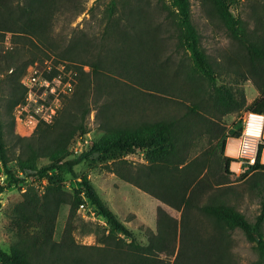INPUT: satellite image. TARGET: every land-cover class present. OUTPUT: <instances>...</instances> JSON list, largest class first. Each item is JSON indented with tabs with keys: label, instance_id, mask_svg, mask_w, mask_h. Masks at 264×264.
I'll return each mask as SVG.
<instances>
[{
	"label": "trees",
	"instance_id": "16d2710c",
	"mask_svg": "<svg viewBox=\"0 0 264 264\" xmlns=\"http://www.w3.org/2000/svg\"><path fill=\"white\" fill-rule=\"evenodd\" d=\"M75 1L0 0L2 38L11 33L34 47L25 64L16 56L0 57V72L11 71L8 133L0 117V174L6 175L0 182V208L7 187H24L15 166L21 173L46 177L41 191L31 187L24 192L13 216L16 240L9 250L0 246V264H237L236 231L254 244L264 262V140L246 177L245 172L236 176L224 155L227 137H239L243 129V120L229 127L228 118L241 116L247 108L240 82L224 78L244 76L242 66L247 65L254 87L263 94L250 110L264 113V29L249 30L246 20L231 11V0H202L207 15L217 17L238 44L220 60L202 46L191 0H157L153 11L159 19L148 1L110 0L103 31L92 40L86 33L74 37L73 49L79 40L88 47L74 65V92L51 122H40L30 136H21L15 133L13 115L26 96L21 80L37 50L55 51V17ZM170 40L187 55L173 66L163 51ZM63 53L62 59L74 61L72 50ZM93 109L103 135L80 157L70 158L72 144L89 132ZM204 137L207 146L193 154L195 143ZM113 151H143L144 162L119 159L108 170L180 213L176 218L160 206L156 230L146 229V244L107 206L87 175L78 192L64 189L65 170L72 172L91 154ZM247 199L258 202L254 220L240 209ZM82 203L107 226L87 222L79 213ZM63 204L70 209L56 241ZM81 227H88L96 244L76 240Z\"/></svg>",
	"mask_w": 264,
	"mask_h": 264
},
{
	"label": "rangeland",
	"instance_id": "374dc122",
	"mask_svg": "<svg viewBox=\"0 0 264 264\" xmlns=\"http://www.w3.org/2000/svg\"><path fill=\"white\" fill-rule=\"evenodd\" d=\"M144 1L149 2L152 11L157 8V0ZM109 2L110 0H76L74 3H66L56 15L54 21L53 28L56 36L54 45L55 51L52 52V50L47 51L45 49L37 50L34 56V63H31L26 69L35 66L41 70H45L46 67H50V69L56 68L60 63H63L76 71L74 65L80 61V56L88 47L83 40H79V42L74 44L73 49L71 46L76 42L74 37H80L86 33L88 38L92 40L94 36L103 31L102 17ZM231 2V11L236 16L246 20L249 30L264 29V0H231ZM191 3L193 19L201 33V43L207 53L221 60L227 54H231L233 51L237 50L238 44L229 37V34L217 17H210L207 15L206 5L204 6L203 1L191 0ZM81 9L82 12L75 15L77 11ZM157 14L158 13L155 14V17L159 19L160 17H157ZM21 38V36L14 37L11 33H7L4 38L0 35V57L9 60L10 57L16 56L20 64H25V62L29 61L34 47L32 44L26 45L24 39ZM89 47H91V45H89ZM67 48L73 51L69 56L72 57L74 61H70L67 58L62 59V57L59 56L64 54L63 51ZM163 51L164 57L170 59L172 66L178 63L180 59L187 58L184 51H178L176 49L173 40L168 42ZM58 67H61V65ZM242 67L246 73L244 76L241 75L237 77L232 75L226 76L224 79L228 82L234 80L239 81L240 88L246 92L247 86L254 87V85L249 76L247 65ZM88 69L89 68L86 66L85 70ZM10 72L11 71H7L6 69L0 72V117L5 123V131L7 133L10 129V118L7 113V105L11 95L9 86ZM91 100H93V98ZM250 109L251 106H247L241 116L229 117L228 124L233 125L237 120H243L245 112ZM14 113L15 109L13 110V115ZM96 114L97 110L93 109L87 119L89 128L88 135L90 136L88 137L91 139L90 144L103 135V132L98 127ZM15 133L21 136H30L33 132L31 133L29 129H26L15 120ZM205 138L206 137L195 143L193 154H197L207 146ZM70 152L72 154L70 158H78L87 151L85 150L83 153L76 154L70 147ZM144 158L145 153L143 151H137L130 155H125L117 151L94 153L87 158H83L79 164L74 166L72 172L68 170L63 172L64 189L69 193L78 192L81 188L82 176L87 175L91 184L96 188L99 196L142 244H146L147 242L145 235L146 229L156 230L157 210L160 206L172 216L176 218L180 217L178 211L163 204L133 184L121 179L107 168V166L119 159H127L137 163L144 162ZM45 162L46 160H42L41 164ZM14 170L19 177L22 176L21 182L24 187L22 188L19 184L12 185L7 187L1 194L0 246L6 250H9L16 240L13 216L15 210L23 200V189L28 190L31 187L39 189L41 187L39 189V191H41L43 189L42 186H44L43 184L46 182V177L36 173L21 174L16 166ZM250 172L249 169H245L243 171V177H246ZM49 174H51L50 171ZM69 209V205L63 204L59 210L54 234L56 241H60L62 237ZM240 209L246 213L250 220H254L255 215L259 213L257 200H245ZM79 213L87 222L96 223L104 227L107 226L105 220L99 216L97 212L92 214V212L86 208L85 210L80 209ZM75 236L76 240L81 244H96V237L93 233L89 232L88 227H81L76 232ZM233 238V254L237 264H264V262L259 260L254 244L249 242L240 231H236L233 234Z\"/></svg>",
	"mask_w": 264,
	"mask_h": 264
},
{
	"label": "built area",
	"instance_id": "2783aa9c",
	"mask_svg": "<svg viewBox=\"0 0 264 264\" xmlns=\"http://www.w3.org/2000/svg\"><path fill=\"white\" fill-rule=\"evenodd\" d=\"M60 65L61 67H58ZM58 66L56 67L57 73L54 75L52 74L53 68L46 67L45 70H41L31 66L21 80L26 89V96L24 102L15 107L14 118L31 133L40 122H51L63 107L65 99L74 92L77 82L76 71L63 63ZM263 134L264 113L247 111L239 136V158L247 168L255 165L258 160ZM88 136L87 133L78 137L72 144L71 148L76 154L89 148L91 139ZM5 179L6 175L0 174V182L3 183ZM23 191L25 192L26 189ZM86 208V204L82 203L79 210ZM90 212L95 213L93 210Z\"/></svg>",
	"mask_w": 264,
	"mask_h": 264
},
{
	"label": "crops",
	"instance_id": "0c3cea01",
	"mask_svg": "<svg viewBox=\"0 0 264 264\" xmlns=\"http://www.w3.org/2000/svg\"><path fill=\"white\" fill-rule=\"evenodd\" d=\"M262 96L263 94L260 93L256 88L252 86L246 87L247 106H252L253 103L256 100L260 99ZM228 126L230 127L232 125L229 124ZM263 140H264V134H263ZM224 155L229 160L230 168L236 176L241 175L242 172L245 169H247V167L241 162L239 158V137H236V136L227 137L226 142H225ZM261 163L264 165V149L262 150V154H261Z\"/></svg>",
	"mask_w": 264,
	"mask_h": 264
}]
</instances>
